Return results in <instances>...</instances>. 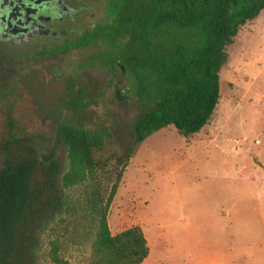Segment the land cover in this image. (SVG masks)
<instances>
[{
    "label": "rangeland",
    "instance_id": "rangeland-1",
    "mask_svg": "<svg viewBox=\"0 0 264 264\" xmlns=\"http://www.w3.org/2000/svg\"><path fill=\"white\" fill-rule=\"evenodd\" d=\"M103 5L100 0L94 6L98 19ZM85 6L83 25L92 22ZM101 48L31 62L20 56L0 65L2 86L13 79L22 92L24 82L35 99L27 103L21 93L11 107H0V165L5 148L33 149L40 157L54 151L67 170L56 132L69 115L59 100L71 77L96 101L74 123L108 133L93 150L98 167L83 182L66 187L64 210L42 229L37 264H87L96 231L94 205L107 199L115 167L126 162L107 222L113 235L132 226L142 229L149 247L142 264H264V10L226 47L219 103L209 123L188 138L169 126L134 144L132 123L147 108L134 92L136 82L120 71L119 62L80 69ZM26 67L31 74L24 75ZM7 111L12 124L3 121ZM125 149L132 150L130 157L119 164ZM55 241L58 262L51 257Z\"/></svg>",
    "mask_w": 264,
    "mask_h": 264
},
{
    "label": "trees",
    "instance_id": "trees-1",
    "mask_svg": "<svg viewBox=\"0 0 264 264\" xmlns=\"http://www.w3.org/2000/svg\"><path fill=\"white\" fill-rule=\"evenodd\" d=\"M115 11L109 30L100 29L83 47L101 38L110 45L103 58L90 56L80 69L120 63L136 82L134 92L145 108L133 121L135 145L173 126L188 138L211 120L219 103V72L227 61L226 47L241 26L264 10V0H112ZM90 90L75 80L62 103L69 112L56 132L67 155L64 171L54 151L40 157L31 149L5 148L0 165V264H37L42 229L66 206V187L83 182L98 165L93 150L108 136L74 123L95 104ZM132 151V150H131ZM124 150L117 157H130ZM127 162L115 167V182L104 203L94 205L96 231L87 264H142L149 247L142 229L132 226L115 235L107 210ZM57 241L51 257L58 262Z\"/></svg>",
    "mask_w": 264,
    "mask_h": 264
},
{
    "label": "flooded vegetation",
    "instance_id": "flooded-vegetation-1",
    "mask_svg": "<svg viewBox=\"0 0 264 264\" xmlns=\"http://www.w3.org/2000/svg\"><path fill=\"white\" fill-rule=\"evenodd\" d=\"M99 1L0 0V65H6L7 62L10 63L20 56L31 62L36 58L63 56L75 49L95 45H102V48L96 50L91 56L105 57L110 52V45L101 38L87 46H76L79 40H90L100 29L109 30L108 27L112 23V15L116 8L112 0H103L104 15L98 19V11L94 6ZM85 5L90 8L88 11L92 22L83 25L82 14H86ZM85 26L88 31L83 33ZM13 55L16 56L13 58ZM59 60L62 62V58ZM121 69H123L122 67H120V71L124 72ZM31 72V69L26 67L24 75L31 74ZM72 80H74L73 77L69 79L65 91ZM13 82L12 79L8 86L0 84V107H11L12 102L14 103L21 97L19 95L21 93L25 94L27 103L33 101L34 98L28 85L23 82L24 91L19 92L21 86L18 85L17 88H14ZM16 90L18 92H15ZM63 97L64 95L60 98L59 103L66 109L62 103ZM59 115L62 116V112ZM67 117L69 115L65 114L64 119L66 120ZM12 118L7 111V114L3 116V121L12 124L14 120Z\"/></svg>",
    "mask_w": 264,
    "mask_h": 264
}]
</instances>
